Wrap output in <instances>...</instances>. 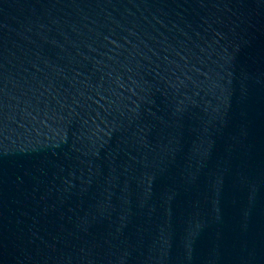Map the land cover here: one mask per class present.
I'll return each instance as SVG.
<instances>
[{"label": "water", "instance_id": "water-1", "mask_svg": "<svg viewBox=\"0 0 264 264\" xmlns=\"http://www.w3.org/2000/svg\"><path fill=\"white\" fill-rule=\"evenodd\" d=\"M0 264H264V0H0Z\"/></svg>", "mask_w": 264, "mask_h": 264}]
</instances>
